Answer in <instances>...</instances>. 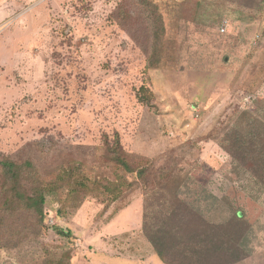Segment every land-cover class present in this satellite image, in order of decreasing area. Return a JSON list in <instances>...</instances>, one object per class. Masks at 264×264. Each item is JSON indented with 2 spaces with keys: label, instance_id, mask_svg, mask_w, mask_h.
<instances>
[{
  "label": "rangeland",
  "instance_id": "1",
  "mask_svg": "<svg viewBox=\"0 0 264 264\" xmlns=\"http://www.w3.org/2000/svg\"><path fill=\"white\" fill-rule=\"evenodd\" d=\"M116 134L175 179L108 199L99 182L134 178L102 151ZM0 155L101 188L58 187L43 228L0 232V264H137L145 224L184 239L238 211L236 264H264V0H0Z\"/></svg>",
  "mask_w": 264,
  "mask_h": 264
},
{
  "label": "trees",
  "instance_id": "2",
  "mask_svg": "<svg viewBox=\"0 0 264 264\" xmlns=\"http://www.w3.org/2000/svg\"><path fill=\"white\" fill-rule=\"evenodd\" d=\"M142 90V101L149 103L147 89ZM102 151H105L106 158L115 170L119 173L124 171L134 177L133 181L122 176L117 182L108 181L106 184L99 182L104 195L109 196L108 199L112 202L120 200L125 189L141 186L149 190L157 183L162 184L165 181L169 184L175 179L173 171L168 168L155 169L147 163L135 165L124 151L119 134L115 135L112 142L107 140ZM17 157L0 155V232L18 231L20 226L17 221L22 217H28L32 222L27 224V234H30L33 228H43L47 196L56 192L58 187H63V184L70 188V195L83 192L88 196L101 189L97 188L99 187L97 180L92 181L82 174L83 167L76 162L70 169L56 173L55 179H47L32 159L24 160ZM13 219L15 222L11 221ZM242 221V213L238 211L228 224L207 228L202 222L192 228L191 233L184 239L168 237L163 232L150 234L146 224L145 231L157 255L165 264H236L243 254L245 229ZM58 234L70 236L69 232L61 229ZM171 238L178 240L177 243ZM179 242L184 246L178 247ZM71 260L70 254L65 253L53 264H70Z\"/></svg>",
  "mask_w": 264,
  "mask_h": 264
},
{
  "label": "crops",
  "instance_id": "3",
  "mask_svg": "<svg viewBox=\"0 0 264 264\" xmlns=\"http://www.w3.org/2000/svg\"><path fill=\"white\" fill-rule=\"evenodd\" d=\"M137 247L139 249L137 257H135L136 255H132L134 254V251L129 252V254H127L128 256L125 254H122L121 256H126L132 262H136L137 264H165L157 255L154 246L149 241H143V244H140Z\"/></svg>",
  "mask_w": 264,
  "mask_h": 264
}]
</instances>
